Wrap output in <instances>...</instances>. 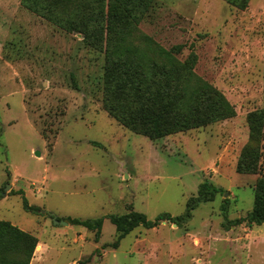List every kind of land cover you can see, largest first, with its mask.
Returning a JSON list of instances; mask_svg holds the SVG:
<instances>
[{"label": "rangeland", "instance_id": "1", "mask_svg": "<svg viewBox=\"0 0 264 264\" xmlns=\"http://www.w3.org/2000/svg\"><path fill=\"white\" fill-rule=\"evenodd\" d=\"M138 30L182 61L195 55L235 116L157 140L133 132L103 106V55L0 0V220L49 245L36 264H264V223L232 226L221 209L229 199L228 219L245 218L264 177V127L256 139L248 122L264 110V0H156ZM249 146L260 171L242 174ZM207 180L224 193L189 222L138 227L113 246L111 215L181 216ZM68 217L104 218L100 237Z\"/></svg>", "mask_w": 264, "mask_h": 264}, {"label": "trees", "instance_id": "2", "mask_svg": "<svg viewBox=\"0 0 264 264\" xmlns=\"http://www.w3.org/2000/svg\"><path fill=\"white\" fill-rule=\"evenodd\" d=\"M247 1V0H246ZM22 6L54 26L81 34L82 42L104 56L102 76L103 106L119 123L152 140L202 128L235 116V109L225 95L199 77L194 67L196 56L180 60L179 48L168 50L150 36L141 33L138 25L155 7L156 0H21ZM75 86L77 83L73 82ZM251 135L259 138L264 127V110L248 116ZM261 153L245 147L240 154L237 171L259 173ZM224 193L222 188L205 181L197 194L187 201L185 214H160L149 220L144 213L130 211L111 215L117 238L113 246L138 227L152 229L163 221L177 226L189 222L193 211L202 203ZM4 198L0 188V199ZM229 199L221 209L224 221L237 226H260L264 223V177L258 179L254 206L245 218L228 219ZM29 210L35 207L25 205ZM57 220H60L57 218ZM69 224L87 228L100 237L104 218H65ZM39 240L8 221L0 220V264H31Z\"/></svg>", "mask_w": 264, "mask_h": 264}, {"label": "crops", "instance_id": "3", "mask_svg": "<svg viewBox=\"0 0 264 264\" xmlns=\"http://www.w3.org/2000/svg\"><path fill=\"white\" fill-rule=\"evenodd\" d=\"M38 246L40 248V251H39V253L35 252L34 257H33V261H34L35 264L39 262L37 259L43 258L42 256L49 249V245L48 244L40 242V241H39Z\"/></svg>", "mask_w": 264, "mask_h": 264}, {"label": "water", "instance_id": "4", "mask_svg": "<svg viewBox=\"0 0 264 264\" xmlns=\"http://www.w3.org/2000/svg\"><path fill=\"white\" fill-rule=\"evenodd\" d=\"M39 155V154H38ZM60 223H62V224H68L67 222H65V221H61ZM176 225V224H175Z\"/></svg>", "mask_w": 264, "mask_h": 264}, {"label": "bare ground", "instance_id": "5", "mask_svg": "<svg viewBox=\"0 0 264 264\" xmlns=\"http://www.w3.org/2000/svg\"><path fill=\"white\" fill-rule=\"evenodd\" d=\"M39 249V247H37V250Z\"/></svg>", "mask_w": 264, "mask_h": 264}]
</instances>
